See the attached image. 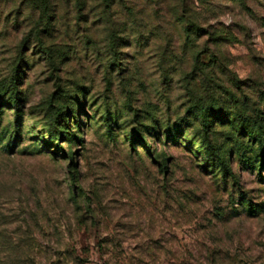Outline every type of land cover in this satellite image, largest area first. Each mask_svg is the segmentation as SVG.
Segmentation results:
<instances>
[{"label":"rangeland","instance_id":"rangeland-1","mask_svg":"<svg viewBox=\"0 0 264 264\" xmlns=\"http://www.w3.org/2000/svg\"><path fill=\"white\" fill-rule=\"evenodd\" d=\"M231 96L264 141V0H0V264H264L263 146L181 121Z\"/></svg>","mask_w":264,"mask_h":264},{"label":"trees","instance_id":"trees-1","mask_svg":"<svg viewBox=\"0 0 264 264\" xmlns=\"http://www.w3.org/2000/svg\"><path fill=\"white\" fill-rule=\"evenodd\" d=\"M1 88L3 89L4 85ZM61 95V93H58L56 99L60 100L63 96ZM9 99L16 103V97L10 96ZM230 99L236 108V111L234 110L233 114H231V118L228 117L230 114L223 105H219L216 102L205 103L197 101V103L187 108V116L186 118H182L181 121L190 120L191 123L197 125L196 131L200 139L198 148L203 160L208 165L218 168L223 176L230 175V177L236 179V176L232 174L229 163L230 151L234 150L235 155L240 161L248 163L251 166H254L256 160L248 152L254 150L255 144H257V147L263 146L262 155L264 156V141L260 138L262 111L257 110V118L251 119L244 112L240 111V102L237 98L231 96ZM65 103L62 102L61 105L48 104V122L46 125L53 130V134L58 139L62 135L66 139L71 140L69 136L72 134L70 133L72 123H70L68 118V111L71 118H73L74 124L79 123V121L76 108L74 111L71 108L65 109ZM216 124L226 127L227 130H222L221 134L216 136L217 131L214 130ZM139 135V138L143 141L145 138L144 132L140 131ZM212 136H215V140H212ZM219 139L222 141L219 142Z\"/></svg>","mask_w":264,"mask_h":264}]
</instances>
